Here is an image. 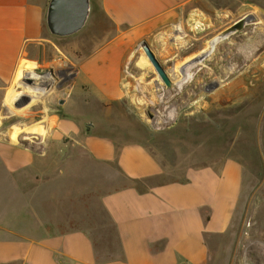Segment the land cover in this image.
<instances>
[{"label": "crops", "instance_id": "1", "mask_svg": "<svg viewBox=\"0 0 264 264\" xmlns=\"http://www.w3.org/2000/svg\"><path fill=\"white\" fill-rule=\"evenodd\" d=\"M89 1L90 13L95 7L114 32L63 50L43 32L49 0H0V97L12 85H22L34 68H46L52 58L75 57L72 75L55 92L30 87L7 92L15 103L24 96L35 99L38 113L28 108L26 115L54 126L38 149L0 140V264H206L213 237L232 226L241 165L224 160L174 173L136 131L128 136L119 131L122 119L115 113L127 96L129 82L124 79L133 73L131 67L151 72L144 87L160 86L134 51L137 42H147L162 63L170 64L171 75L175 69L183 77L189 74L172 91L190 88L193 65L184 62L190 56L175 67L176 25L205 23V4ZM196 51L201 48L191 55ZM19 72L25 73L18 78ZM66 138L75 140L70 144ZM75 150L106 170L114 183L115 176L122 182L101 197L108 226L102 241L82 228L69 230L67 220L63 226L62 220L53 222L52 178Z\"/></svg>", "mask_w": 264, "mask_h": 264}, {"label": "rangeland", "instance_id": "2", "mask_svg": "<svg viewBox=\"0 0 264 264\" xmlns=\"http://www.w3.org/2000/svg\"><path fill=\"white\" fill-rule=\"evenodd\" d=\"M202 2L208 14L205 23L176 25L184 36L175 39L179 44L175 67L187 54L190 57L184 59L185 63L201 56L207 42L237 20L245 16L252 19L241 31L218 42L211 54L193 64L189 89L167 88L169 92H163L160 87L165 86L140 43H135L134 51L140 54L160 86L149 83L148 88L144 87L151 72L146 74L144 68L131 67L133 73L125 74L124 79L129 82L127 96L115 108L122 119L119 131L126 136L129 131H136L174 173L180 174L188 166L237 161L243 179L233 223L227 233L213 237L206 264H264V0ZM43 29L63 50L74 49L77 41L86 42L114 32V27L95 7L89 12L85 26L72 36H52L45 23ZM200 48L201 51L191 55ZM74 59V55H58L49 61L46 68L53 70L57 82L50 79L45 93L55 92L70 78ZM161 64L173 83L181 79L177 69L173 76L168 73L171 65ZM23 88L29 86L14 84L0 97V140L38 149L49 140L47 132L54 123L35 121V116L26 115L28 108L38 113L36 100H29L28 96L9 107L13 110L11 115L4 105L5 96L11 97L9 90L14 89L15 93ZM74 140L66 138L70 144ZM71 152L65 169L52 178L53 222L62 220L63 226L67 220L69 230L82 228L96 241H102L103 229L108 226L101 197L106 191L120 187L122 182L115 176L114 183L106 170L79 155L78 150Z\"/></svg>", "mask_w": 264, "mask_h": 264}, {"label": "water", "instance_id": "3", "mask_svg": "<svg viewBox=\"0 0 264 264\" xmlns=\"http://www.w3.org/2000/svg\"><path fill=\"white\" fill-rule=\"evenodd\" d=\"M89 12V0H49L45 14V25L49 34L52 36H72L85 26ZM251 19V16H245L237 20L217 36V41L220 42L229 35L241 31L245 24ZM140 47L159 80L166 88H172L175 83L171 81L160 60L157 58L148 43L142 41L140 43ZM204 58L205 56L196 57L192 59L186 66L200 62ZM32 73L34 75L33 77H26L24 79V82H26L30 87H49L50 83L47 78L57 82V78L54 76L53 70L51 68L36 67L32 70Z\"/></svg>", "mask_w": 264, "mask_h": 264}, {"label": "bare ground", "instance_id": "4", "mask_svg": "<svg viewBox=\"0 0 264 264\" xmlns=\"http://www.w3.org/2000/svg\"><path fill=\"white\" fill-rule=\"evenodd\" d=\"M175 34H176V35H175V38H174V39L181 38V37L183 36L182 29H181L180 27H177V28H176V33H175ZM216 38H217V36L214 37V38H211V39L207 42V46H206V48H205V51L203 52L204 54L201 55L200 57L206 56V54H207V56H208L209 54L212 53V51L214 50L216 44L218 43V41H217ZM198 63H199V62H198ZM24 73H25V72H19V73L17 74V77L19 78L20 75H23ZM179 73H180V75H181V79L178 80V87H180V85L183 83V80H184V79H186L187 77H189V74H188V73H187V76H186V77H183L184 75H183V73H182L181 71H180ZM33 76H34V75H33V73H32L31 77H33ZM47 79H48V81L50 82V79H49V78H47ZM22 82H23V83H26V82H24V80H22ZM26 84H27V83H26ZM27 85H28V84H27ZM29 87H30V86H29ZM30 88H33V89H37V88H43V89H46L44 86H42V87H30ZM10 94L12 95L13 93L10 92ZM12 100H13V99H12V97H10V96H7V97L5 98V100H4V105H5L6 108H7V113L10 114V115L13 113V110H11L9 107L15 103V102L12 101ZM168 118H171V114L168 115Z\"/></svg>", "mask_w": 264, "mask_h": 264}]
</instances>
